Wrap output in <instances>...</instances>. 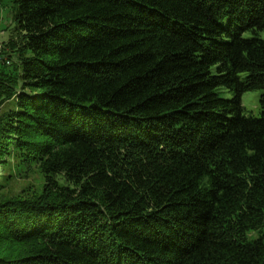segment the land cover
Here are the masks:
<instances>
[{
	"label": "trees",
	"instance_id": "trees-1",
	"mask_svg": "<svg viewBox=\"0 0 264 264\" xmlns=\"http://www.w3.org/2000/svg\"><path fill=\"white\" fill-rule=\"evenodd\" d=\"M7 3L0 264H264V0Z\"/></svg>",
	"mask_w": 264,
	"mask_h": 264
},
{
	"label": "rangeland",
	"instance_id": "rangeland-1",
	"mask_svg": "<svg viewBox=\"0 0 264 264\" xmlns=\"http://www.w3.org/2000/svg\"><path fill=\"white\" fill-rule=\"evenodd\" d=\"M14 36L12 24L10 23L9 7L7 0L0 1V50L4 45ZM262 94L261 91H249L243 93L241 96V104L243 107V114L246 117L257 118L259 115V98ZM233 92L227 90L220 91V97L223 99L233 98ZM38 180V176H32L24 181H18L13 184L16 191L23 189L29 184H34Z\"/></svg>",
	"mask_w": 264,
	"mask_h": 264
}]
</instances>
